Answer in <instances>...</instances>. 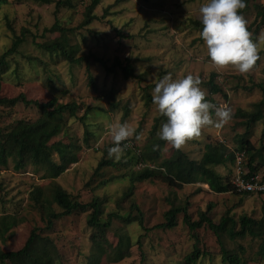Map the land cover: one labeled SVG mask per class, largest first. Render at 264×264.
<instances>
[{
	"label": "rangeland",
	"instance_id": "rangeland-1",
	"mask_svg": "<svg viewBox=\"0 0 264 264\" xmlns=\"http://www.w3.org/2000/svg\"><path fill=\"white\" fill-rule=\"evenodd\" d=\"M57 1V0H55ZM92 0H73L74 7H60L56 2L41 4L34 0H9L8 4L0 5V54L11 47L15 34L26 35L19 53L12 56L10 71L4 75L2 94L15 97L24 93L29 99L49 100L58 96L61 102L76 101L83 107L97 108L93 119L100 127L96 129L100 135L98 140H92L89 147L84 146L80 160L72 164L56 181L68 192L87 202L94 196L108 197L106 211L118 208H128L131 200L145 213L146 226L151 227L164 221V213L170 208L167 198L171 188L162 179L153 178L137 182L132 197L122 199L131 183L128 178L118 177L107 185L99 186L100 177L94 176L95 169L103 158H109L107 150L114 144L108 128L115 122H128L136 128L139 140L133 138L130 144L133 150L143 148L150 137V131L155 118L160 115L157 106H149L143 99L142 87L158 82L164 75L171 73L173 79L182 78L191 73L199 75L206 82L213 72L216 82L227 93L228 99L214 95L212 103L217 106L227 104L234 115L223 127H206L199 139L185 144L183 150L191 158L200 159L205 151V144L209 141H222L230 151H237V139L245 132L240 124L241 118L236 115L239 109L253 110L254 104L262 99V92L254 89L249 92L243 90L244 85L252 83L264 84V50L260 52L261 59L254 69L247 74H241L234 67L216 70L211 58L207 54L206 45L191 20L199 19V9L208 0H102L94 10L98 16L86 27H78L84 20L86 6ZM257 4L264 0H252L251 8L246 14L247 25L254 23L257 18ZM56 20L68 28H74L71 35L72 42L80 45L78 56L94 54L108 61L109 65L119 57L121 60L129 58L137 74H145L143 83L134 79L126 80L118 70L115 74H108L101 63L93 58L89 63H71L61 57H53L37 43L54 39L59 32H52L50 28ZM121 33H118V32ZM264 32L261 25L257 37ZM254 34V32H253ZM30 57V58H28ZM30 59V60H29ZM18 71V73H15ZM93 77L94 84L90 82ZM142 86V87H141ZM116 88V99H123L122 103L129 104L130 115L123 119V112L111 110L109 90ZM201 88H208L201 84ZM65 92V93H64ZM83 114V110L78 116ZM40 116L34 106L18 103L12 108L0 107V125H8L18 119L36 120ZM161 122L159 132L162 124ZM264 123L260 121L250 137L257 148L264 145ZM84 127L78 118H70L68 126L55 140L71 139L83 144ZM173 149L166 144L162 151V158L169 157ZM128 157L127 152L121 160ZM136 168H138L136 166ZM108 176H118L125 168H105ZM216 170L230 180L234 174V165L218 166ZM44 170L36 171L32 165L25 169H15V162L10 159L7 166L0 168V227L4 215L15 218L16 225L3 235L0 230V248L4 251L18 250L26 243L34 227L44 228L46 216L31 199V191L35 185L48 184L51 180L43 178ZM176 189V190H174ZM178 201L182 202L190 197L189 213L193 220H199L200 213L208 210L214 222L219 223L226 214L238 219L247 215L255 219H264V196L257 194L239 193L235 189L227 193H216L209 186L201 183L183 184L174 188ZM57 211L61 209L55 206ZM112 231L108 233L111 241L116 243V230H127L135 240L143 234L142 249L139 245L131 249V255L120 262L112 264H182L185 256L195 249V244L206 252L197 264H225L222 261L221 248L217 236L207 226L191 231L180 215L178 225L170 230L155 229L141 230L136 224L125 226L119 220L113 221ZM91 229L87 226V214H74L57 220L51 231H46L56 241L62 254V264H87L90 253ZM264 236H247L235 242L227 241L230 248L241 244L245 252L242 254L243 264H264V257L260 252V245ZM5 238V240H3ZM141 251L145 260L142 262ZM104 257L102 264H106Z\"/></svg>",
	"mask_w": 264,
	"mask_h": 264
},
{
	"label": "trees",
	"instance_id": "trees-1",
	"mask_svg": "<svg viewBox=\"0 0 264 264\" xmlns=\"http://www.w3.org/2000/svg\"><path fill=\"white\" fill-rule=\"evenodd\" d=\"M41 4H51L56 2V7L73 8V0H34ZM102 0H92L86 6L84 20L78 27H86L97 19L94 10ZM9 0H0V5L8 4ZM246 8L240 10L244 16L251 8L252 0H245ZM257 22L253 29V23L248 26L249 31L254 32L253 40L257 39L261 25L264 24V5L257 4ZM193 26L202 31L203 25L199 19L191 20ZM52 32L58 31L59 36L54 39L37 43L39 48L43 49L53 57H61L71 63H89L93 58L101 63L108 74H115L118 70L123 74L126 80L134 79L141 84L144 81L145 74H137L133 62L126 58L121 60L117 57L111 65L108 61L94 54L78 56L80 45L72 42L71 35L74 28H68L56 20ZM118 33H121L120 31ZM26 35L15 34L14 41L8 49L0 54V107L12 108L18 103L26 106H34L40 116L36 120L18 119L8 125H0V168L7 166L9 160L15 162V169L22 170L28 165H32L36 171L44 170L43 178L51 181L48 184L35 185L31 191V199L34 201L46 216V225L44 228L34 227L24 244L18 250L4 251L0 248V264H62V254L53 237L46 233L51 231L57 220L63 219L74 214H87V226L90 232V253L87 256V264H102L103 258L107 260L106 264L120 262L131 255V249L135 244L142 249L143 234H140L135 240L127 230H116L117 241L114 243L108 237L112 231L113 221L119 220L125 226L136 224L141 230L151 231L155 229L170 230L178 225L179 216H183V221L191 231L207 226L217 236L218 244L221 248L222 261L225 264H243L242 254L245 252L241 244L235 248L227 246V241L235 242L238 239H244L247 236H264V219H255L247 215H242L238 219L229 213L224 215L219 223L213 221L209 212L212 205H208L207 211L200 213L199 220H193L189 213L191 205L190 197H186L182 202L178 201V195L174 188H180L183 184H205L216 193L231 192L234 186L231 179L223 176L216 170L218 166H227L235 163V152H245V167L252 173H261L264 175V145L257 148L252 144L250 137L253 134L254 127L260 122L264 123V84L252 83L244 85L243 90L253 91L259 89L262 92V99L254 104L253 110L239 109L236 115L241 118V126L245 132L240 134L237 139V151H230L227 144L222 141H209L205 144V151L200 159L191 158L187 152L173 149L169 157L162 158V151L167 144L160 140L156 132L160 123L167 122V117L159 115L155 118L152 130L149 132L146 145L137 150L126 149L128 157L125 160L116 161L115 158L100 159L94 176L100 177L99 186L107 185L118 177L128 178L131 185L124 192L122 199L132 197L134 186L137 182H143L149 179L158 178L167 182L170 186V196L167 198L170 202V208L164 213V221L151 227L146 226V217L143 210L134 199L131 200L128 208H121L119 201L118 208L106 211L108 197L94 196L90 201L84 202L80 197L68 192L56 181L72 164L80 160L84 146L89 147L91 141L98 140L100 135L96 129L100 127L98 121L93 119L97 108L93 106L83 107V104L76 101L61 102L58 96H52L49 100L29 99L24 93L15 97H7L2 94L3 77L7 74L15 60H12L14 54L19 53L20 48L25 41ZM30 58V57H28ZM31 59V58H30ZM29 59V60H30ZM16 64V62H14ZM15 73H18L16 71ZM216 73L213 72L210 78L203 82L208 88L210 96L206 97L209 101H215L214 95L223 97L224 101L228 99L227 93L222 86L216 82ZM90 82L96 87L93 77L90 76ZM156 82L141 86L147 105L153 103L152 91ZM65 93V92H64ZM111 99V110H120L123 112V119L126 120L130 115L129 104L125 105L123 99H116V88L109 90ZM216 102V101H215ZM218 104V103H217ZM83 110V114L78 116ZM70 118H78L84 127L83 144L75 140L64 142L62 139L55 140L68 126ZM264 135V133H263ZM264 136L262 137L263 140ZM129 143L130 141H125ZM159 145V150L154 151L153 146ZM136 166L138 168H136ZM107 167L117 169L125 168V171L118 176H108ZM174 189V190H173ZM236 190V189H235ZM237 191V190H236ZM239 192V191H237ZM243 193V192H239ZM251 194V193H245ZM58 206L61 210L57 211ZM16 225L15 218L7 215L2 217L0 230L5 235L12 226ZM5 240V238H3ZM261 255L264 257V237L260 245ZM142 262L145 260L144 251H141ZM207 255L201 252V249L195 244V249L185 256L182 264H197L201 256ZM143 264V263H141Z\"/></svg>",
	"mask_w": 264,
	"mask_h": 264
},
{
	"label": "clouds",
	"instance_id": "clouds-1",
	"mask_svg": "<svg viewBox=\"0 0 264 264\" xmlns=\"http://www.w3.org/2000/svg\"><path fill=\"white\" fill-rule=\"evenodd\" d=\"M245 0H208L199 9L202 37L207 54L219 72L229 65L239 73H250L261 59L264 50V32L253 40L247 20L240 10L246 8ZM199 75L187 74L173 79L168 73L153 88L152 99L158 112L167 117L157 136L176 150H182L191 140L199 139L209 126L223 127L234 113L230 106H217L206 99L207 91L201 88ZM113 147L108 148L109 158L120 161L131 144L124 143L133 138L139 140L136 128L130 123L115 122L108 128ZM154 145L153 150H159Z\"/></svg>",
	"mask_w": 264,
	"mask_h": 264
},
{
	"label": "built area",
	"instance_id": "built-area-1",
	"mask_svg": "<svg viewBox=\"0 0 264 264\" xmlns=\"http://www.w3.org/2000/svg\"><path fill=\"white\" fill-rule=\"evenodd\" d=\"M231 183L239 192L264 196V175L252 174L245 167V152H235L234 174Z\"/></svg>",
	"mask_w": 264,
	"mask_h": 264
}]
</instances>
